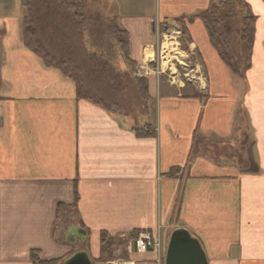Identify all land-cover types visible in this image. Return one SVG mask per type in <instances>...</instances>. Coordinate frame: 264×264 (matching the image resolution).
<instances>
[{"label":"crops","instance_id":"0c3cea01","mask_svg":"<svg viewBox=\"0 0 264 264\" xmlns=\"http://www.w3.org/2000/svg\"><path fill=\"white\" fill-rule=\"evenodd\" d=\"M107 1L133 63L145 66L161 30L176 28L201 57L206 85L192 95L151 85L146 120L127 123L79 98L74 79L25 46V0H0V264H64L81 251L107 264L103 236L117 258L139 231L161 239L163 258L178 228L209 264H264V0H241L256 17L243 77L201 19L227 0ZM157 259L137 251L124 264Z\"/></svg>","mask_w":264,"mask_h":264},{"label":"rangeland","instance_id":"374dc122","mask_svg":"<svg viewBox=\"0 0 264 264\" xmlns=\"http://www.w3.org/2000/svg\"><path fill=\"white\" fill-rule=\"evenodd\" d=\"M25 3L30 10L29 27L49 53L48 63L61 67L87 98L106 106L127 123L146 120L152 107L151 85L157 94L167 90L184 95L195 94L199 83L206 85L201 57L190 51L193 43L188 34L176 28L162 29L152 58H146L145 66H138L132 62L128 38L120 30V19L113 16L107 0H83L73 5L66 0ZM236 4L231 7L234 13L242 9ZM226 20L220 25L219 48L227 53V61L242 71L249 62L240 36L242 16L234 14ZM238 142L242 148L238 147L237 152L242 149L244 153L247 141L240 137ZM120 244L117 258L113 256L115 264L126 263L137 252L134 244L131 251L125 241Z\"/></svg>","mask_w":264,"mask_h":264},{"label":"trees","instance_id":"16d2710c","mask_svg":"<svg viewBox=\"0 0 264 264\" xmlns=\"http://www.w3.org/2000/svg\"><path fill=\"white\" fill-rule=\"evenodd\" d=\"M237 1L239 2L238 4H236ZM240 1L241 0H227L225 2L217 4L216 7H213L214 10L212 9L210 10V12H207L206 14L202 15L201 19L206 25V28L209 33L210 41L214 46V48L218 51L221 59L226 63V65L229 67V69L234 75L243 77L244 72L250 67V58L252 54V48L256 33V17L250 12L249 8L246 11L247 9L246 4ZM234 3L236 5H239V7H242L241 10L235 11V13L234 11L231 10V7L233 6ZM73 4L75 3H72V5ZM218 12L220 13L217 14ZM234 14L238 16L239 14H241L242 16V21L244 23V26L242 31L240 32V36H241L242 44L244 45V49L246 48L248 52V58H249V62L247 63L245 69L242 71H240L238 68H235L232 64H230L226 58L227 53L225 51L220 50L219 48V46L221 45L220 40L222 36L220 32V25L225 23L227 21L226 20L227 18L230 17L233 18ZM24 42H25V46L28 49L32 50L42 60L48 63L50 55L46 51L42 42L38 39L36 32L29 27L27 19L25 20V24H24ZM50 65L58 68L61 72L64 73L62 68L59 67L58 65H54V64H50ZM77 94L79 98H87L86 97L87 95L84 93L81 87L78 86V84H77ZM114 245L115 243L113 239H110L107 235H104L102 239L101 256L98 258V261H102L105 263L112 261L114 256ZM57 262L58 261L56 260H52V261L43 262L41 264H57Z\"/></svg>","mask_w":264,"mask_h":264},{"label":"water","instance_id":"95a60500","mask_svg":"<svg viewBox=\"0 0 264 264\" xmlns=\"http://www.w3.org/2000/svg\"><path fill=\"white\" fill-rule=\"evenodd\" d=\"M64 264H92L85 251L77 252ZM165 264H209L198 239L185 229H175L170 236Z\"/></svg>","mask_w":264,"mask_h":264},{"label":"built area","instance_id":"2783aa9c","mask_svg":"<svg viewBox=\"0 0 264 264\" xmlns=\"http://www.w3.org/2000/svg\"><path fill=\"white\" fill-rule=\"evenodd\" d=\"M135 244L140 252H147L151 249L156 250L160 256L161 241L159 238H155L151 232L144 231L139 233L135 239Z\"/></svg>","mask_w":264,"mask_h":264},{"label":"bare ground","instance_id":"6f19581e","mask_svg":"<svg viewBox=\"0 0 264 264\" xmlns=\"http://www.w3.org/2000/svg\"><path fill=\"white\" fill-rule=\"evenodd\" d=\"M174 49V48H173ZM197 79V78H196Z\"/></svg>","mask_w":264,"mask_h":264}]
</instances>
